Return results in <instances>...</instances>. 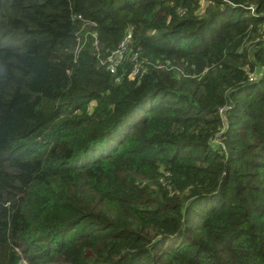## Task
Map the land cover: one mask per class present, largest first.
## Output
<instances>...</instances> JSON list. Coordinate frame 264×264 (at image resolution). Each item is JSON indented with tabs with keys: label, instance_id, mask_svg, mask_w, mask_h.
Masks as SVG:
<instances>
[{
	"label": "trees",
	"instance_id": "obj_1",
	"mask_svg": "<svg viewBox=\"0 0 264 264\" xmlns=\"http://www.w3.org/2000/svg\"><path fill=\"white\" fill-rule=\"evenodd\" d=\"M0 264H264V0H0Z\"/></svg>",
	"mask_w": 264,
	"mask_h": 264
},
{
	"label": "built area",
	"instance_id": "obj_2",
	"mask_svg": "<svg viewBox=\"0 0 264 264\" xmlns=\"http://www.w3.org/2000/svg\"><path fill=\"white\" fill-rule=\"evenodd\" d=\"M250 9L253 12L254 9L252 7H250ZM127 41L128 39L124 38L119 45V49H117L115 52L112 53L110 57V63L107 66L111 73H113L116 70V67L119 64L120 59L122 57V50L125 48ZM137 72H138V69L135 67L134 70L128 74V78L132 79L137 74ZM251 78L252 76H250V79Z\"/></svg>",
	"mask_w": 264,
	"mask_h": 264
},
{
	"label": "rangeland",
	"instance_id": "obj_3",
	"mask_svg": "<svg viewBox=\"0 0 264 264\" xmlns=\"http://www.w3.org/2000/svg\"><path fill=\"white\" fill-rule=\"evenodd\" d=\"M100 150H101L100 146H96L94 149H92L90 152H88L87 155L90 157V159L96 158V157H98L100 155L99 154Z\"/></svg>",
	"mask_w": 264,
	"mask_h": 264
}]
</instances>
